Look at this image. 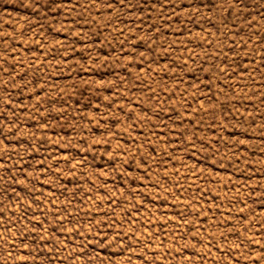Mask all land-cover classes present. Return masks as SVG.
Instances as JSON below:
<instances>
[{"label":"rangeland","instance_id":"rangeland-1","mask_svg":"<svg viewBox=\"0 0 264 264\" xmlns=\"http://www.w3.org/2000/svg\"><path fill=\"white\" fill-rule=\"evenodd\" d=\"M0 264H264V0H0Z\"/></svg>","mask_w":264,"mask_h":264}]
</instances>
